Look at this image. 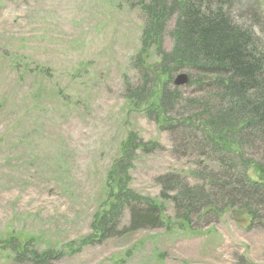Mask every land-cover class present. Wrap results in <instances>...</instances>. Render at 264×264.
I'll return each instance as SVG.
<instances>
[{
    "label": "rangeland",
    "instance_id": "1",
    "mask_svg": "<svg viewBox=\"0 0 264 264\" xmlns=\"http://www.w3.org/2000/svg\"><path fill=\"white\" fill-rule=\"evenodd\" d=\"M137 2L0 0V264H36L17 259L24 251L59 253L48 264H264V230L229 210L196 230L170 220L130 232L125 209L107 226L113 234L89 240L128 135L157 144L130 162L133 193L159 200L157 179L169 173L196 182L195 157L176 154L174 137L125 98V80L139 81L130 64L144 28ZM233 7L239 23L254 16ZM172 44L165 35L162 49ZM162 215L171 219L170 204Z\"/></svg>",
    "mask_w": 264,
    "mask_h": 264
},
{
    "label": "trees",
    "instance_id": "2",
    "mask_svg": "<svg viewBox=\"0 0 264 264\" xmlns=\"http://www.w3.org/2000/svg\"><path fill=\"white\" fill-rule=\"evenodd\" d=\"M234 4L253 18L237 22L230 15ZM234 4L138 0L144 28L130 64L139 81L131 86L125 80V98L174 137L176 154L195 157L196 168L188 175L196 182L191 185L169 173L157 179L159 200L133 193L130 162L135 152L152 153L157 144L128 135L109 170L108 203L95 218L89 240L113 234L114 226H107L125 209L130 232L162 228L170 220L196 230L194 226L216 221L226 210L248 217L247 228L264 230V43L255 35L264 15L259 0ZM165 35L173 41L169 52L162 49ZM181 73L188 78L185 97L181 87L173 85ZM165 203L173 215L164 221ZM20 255V262L27 258L36 264L59 258V253Z\"/></svg>",
    "mask_w": 264,
    "mask_h": 264
},
{
    "label": "water",
    "instance_id": "3",
    "mask_svg": "<svg viewBox=\"0 0 264 264\" xmlns=\"http://www.w3.org/2000/svg\"><path fill=\"white\" fill-rule=\"evenodd\" d=\"M188 78L184 73L178 74L174 77L173 85L176 87L183 86L187 84Z\"/></svg>",
    "mask_w": 264,
    "mask_h": 264
}]
</instances>
